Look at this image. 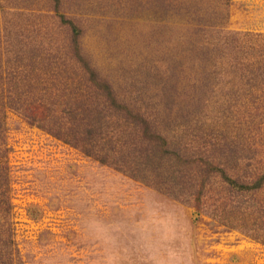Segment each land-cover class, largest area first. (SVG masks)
<instances>
[{
    "label": "rangeland",
    "instance_id": "obj_1",
    "mask_svg": "<svg viewBox=\"0 0 264 264\" xmlns=\"http://www.w3.org/2000/svg\"><path fill=\"white\" fill-rule=\"evenodd\" d=\"M0 66L4 92L85 103L112 139L107 165L6 111L0 238L8 229L17 264H264V245L238 227L252 216L222 206L234 195L221 176L199 212L193 174L175 182L158 162L144 180L125 172L150 143L87 79L183 150L238 145L264 159V0H0Z\"/></svg>",
    "mask_w": 264,
    "mask_h": 264
},
{
    "label": "trees",
    "instance_id": "obj_2",
    "mask_svg": "<svg viewBox=\"0 0 264 264\" xmlns=\"http://www.w3.org/2000/svg\"><path fill=\"white\" fill-rule=\"evenodd\" d=\"M77 45L76 41L74 48L76 53H79ZM87 72L89 73L87 79L104 92L110 106L116 112H121L126 116L130 123L142 129V138L150 143L147 152L142 156L144 158L140 160V167L136 164V166H132L129 163L125 172L142 180L144 177L142 171L158 162L159 167L167 166L176 169L177 174L173 176L175 182L186 172L193 174L198 179L194 184V194L195 207L199 212L204 208L203 197L211 190L212 181L217 176H221L220 180L223 187L226 188L225 191L234 195V199L226 197L227 201H223L222 206L224 207L226 204L235 206L238 212L242 211L246 215L252 216L251 223H247L244 227H238L246 235L264 245V159L260 157L261 153H258L256 147L255 149L250 147L248 151L242 150L241 152L242 146L238 147L237 145L235 149L232 147L229 152L223 151L220 154H210L207 150L198 152L183 150L174 141H169L157 133L144 114L135 113L129 107L116 103L109 87L104 85L95 73L90 70ZM4 73L0 66V208L2 207V215L7 218L11 213L10 166L8 162L10 150L7 148V130L4 125L8 109L23 114L32 124L79 149L84 154L94 156L107 165H111L113 162H110L109 152L105 151L109 150L106 147L112 143V139L110 134L105 133L107 123L104 115L101 114L99 117L100 113L95 114L89 105L85 106V103L47 106L35 98L30 101L26 99V95L22 91H16L12 86H8V90L4 92L5 88L2 84L5 82ZM260 75L264 76V73H260ZM262 80L264 81V77ZM231 164H234V167H231L232 171L228 169ZM239 166H242L241 170ZM227 171L229 172L227 173ZM175 185L177 186V184ZM217 211L220 212L218 209ZM224 223L228 224V222ZM2 227L0 225V230ZM6 231V237L0 238V264H17L19 259L14 249V242L8 229Z\"/></svg>",
    "mask_w": 264,
    "mask_h": 264
}]
</instances>
